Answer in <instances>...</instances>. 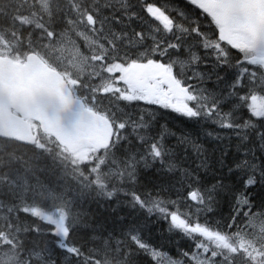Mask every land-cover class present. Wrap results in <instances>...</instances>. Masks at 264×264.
<instances>
[{"label":"snow or ice","instance_id":"snow-or-ice-1","mask_svg":"<svg viewBox=\"0 0 264 264\" xmlns=\"http://www.w3.org/2000/svg\"><path fill=\"white\" fill-rule=\"evenodd\" d=\"M185 4L0 0V264H136L141 254L149 264H264V158L249 148L251 159L228 165L224 151L213 171L204 145L182 134L176 147L199 163L181 167L165 142L176 133L153 134L168 110L215 126L204 132L215 141L217 129L255 138L264 157V0ZM213 77L222 90L205 87ZM22 147L59 179L41 180L27 161L13 168ZM147 171L163 183H142ZM82 201L108 205L119 237ZM222 203L226 222L213 225ZM157 221L167 235L153 239ZM174 234L193 242L185 259L163 251Z\"/></svg>","mask_w":264,"mask_h":264},{"label":"trees","instance_id":"trees-1","mask_svg":"<svg viewBox=\"0 0 264 264\" xmlns=\"http://www.w3.org/2000/svg\"><path fill=\"white\" fill-rule=\"evenodd\" d=\"M136 0H133L135 3ZM154 2L159 3L161 5H165L168 7H176L181 10L187 11L188 6L185 4V0H154ZM132 27H135L139 30L141 25L139 22H135L132 24ZM201 51V55H203V50ZM211 63V59L209 58V65ZM202 71L208 70V65L201 66ZM221 76L225 77V80H230L232 78V69H220L218 70ZM205 87L209 88L212 91H220L222 90L225 85L224 82H220L217 84L215 82V77L213 80L208 81L205 84ZM143 105H139L137 107H130L129 111L132 112L133 115H136L140 112L141 107ZM144 107V106H143ZM153 109H157L152 107ZM225 111L228 110L227 107L224 108ZM244 115V118L247 116ZM147 118V117H146ZM161 126H166L167 129L176 133L175 137L169 136L166 138V143L169 146L176 148L177 155L181 157L179 163L181 167H195V164L199 163L198 160L195 159L196 154L191 150L188 149L181 153L179 148L176 147L177 145V138L182 134H190L192 139L197 140L199 143L203 144L204 147L208 150L209 155V163L212 166V170L216 171L219 169V165L216 161L221 157L222 152L226 151L227 156L224 157L225 162L228 165H233L236 162H239L243 159H251V153H248V149L252 150V153H255L257 157H261V153L259 150L258 142L255 138H251L250 141L241 143V141L233 134L231 130H219L222 137V140L215 141L211 138H207L204 136L205 131H210L213 129V125L206 124L203 121L199 124L189 121L187 118L181 117L176 113L170 112L168 110H158L157 120L153 124V134H156L160 131ZM20 154L23 155V160L14 163L13 168L19 169L23 172L24 168L26 167L24 161H27L29 165H31L36 170V175L43 181L47 180H58L59 173L52 174L50 171H46L47 161L45 160H32V152L27 147H22L19 149ZM246 153H248L246 155ZM195 161V163H194ZM259 163V160H257ZM226 171V170H225ZM180 177L176 176L175 178L171 179V184L175 185V189H179L180 185L178 183ZM151 182L156 183H163L162 180L158 179V177L153 174L151 171H147L142 176V183L147 184L149 188H151ZM69 187L74 188L71 182L68 184ZM166 188H169V191L165 194L167 197L171 199H176L175 190L170 188L167 183L164 184ZM83 208L91 215V217L96 221V226L100 228V225L103 227L100 228V231L103 232L105 235L112 234L114 237H119L121 225L116 222V217L107 210L108 205H104L101 207L100 204L94 202H84L82 201ZM115 206V205H113ZM182 208H186L187 204H182ZM126 211V210H125ZM229 214V209L227 205L221 204V206L217 209L216 213L209 214L208 220L210 223L215 225L216 221H220L221 226L226 222L227 216ZM203 221V217L201 218ZM167 222L166 221H157L153 224L154 232L152 234V238L154 239L156 235H167ZM80 237L83 240L89 239V233L86 231H82L80 233ZM193 250V242L189 241L185 238H182L181 235H175L174 239L171 242L165 244L163 251H165L169 256L176 260L185 259L182 255L184 251L191 252ZM136 264H149L150 258L144 257L142 254L135 258ZM185 264L187 261L185 260Z\"/></svg>","mask_w":264,"mask_h":264}]
</instances>
